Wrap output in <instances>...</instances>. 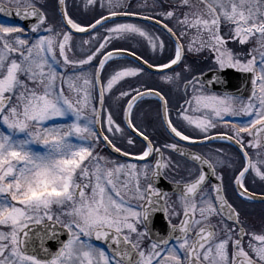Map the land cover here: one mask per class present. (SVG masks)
Segmentation results:
<instances>
[{"label": "snow or ice", "instance_id": "obj_1", "mask_svg": "<svg viewBox=\"0 0 264 264\" xmlns=\"http://www.w3.org/2000/svg\"><path fill=\"white\" fill-rule=\"evenodd\" d=\"M87 5L100 11L82 23L58 0L56 24L40 0H0L4 16L32 20L27 30L0 22V264H264V233L246 229L217 171L231 163L222 157L213 163L188 147L217 139L238 146L244 163L233 174L234 190L244 200L257 198L245 179L254 172L264 181V0ZM144 23L159 26L171 47ZM77 33L87 34L81 39L89 45L79 56ZM134 37L147 40L158 62L112 46ZM129 57L135 66L103 75L110 62ZM190 57L208 61L213 75ZM228 70L250 74L247 96L240 85L228 89ZM146 75L159 76L169 91L136 86L134 78ZM171 92L178 94L174 106ZM106 96L124 99V127ZM145 99L159 105L170 136L163 143L133 122ZM176 120L202 135L187 134ZM220 125L228 131L213 135ZM104 148L129 159L103 154ZM173 154L198 174L192 178L189 168L188 179H175L183 164ZM161 180L172 184L171 192L158 186ZM157 213L169 217L165 235L154 228ZM171 217L182 219L174 224Z\"/></svg>", "mask_w": 264, "mask_h": 264}, {"label": "flooded vegetation", "instance_id": "obj_2", "mask_svg": "<svg viewBox=\"0 0 264 264\" xmlns=\"http://www.w3.org/2000/svg\"><path fill=\"white\" fill-rule=\"evenodd\" d=\"M43 1V0H41ZM58 1V0H57ZM81 0H66V4H67V8H68V12L70 15V10L72 9L71 6H73L72 4H74V6H77V3L80 2ZM55 7V17L56 20L59 24L60 22V14H59V10H58V3H56V5H54ZM1 21V20H0ZM4 23H10L13 24L11 22L8 21H1ZM15 25V24H14ZM230 47H234L233 45H229ZM246 47V46H243ZM190 63L192 64H205L206 60H202L199 57H190L189 58ZM210 67H206L204 68V70L208 73L211 72L210 71ZM151 79L150 81H153L154 83H156L155 86H148V88H155V89H160L163 90L165 92L169 91V86L164 84L159 76H150ZM152 85V84H151ZM146 87V86H143ZM171 95L173 97L172 99V105H175V101L178 98V94H176L175 92H171ZM154 103L149 101L145 104V102L141 101L137 104L136 108H140L137 113L135 111H133V122L135 124H137L140 128L142 129H146L148 134L151 136V138L154 140V142L157 143H163L166 140L170 139L169 133L166 131V128L164 126V124L162 123V120L160 118L159 115V110H158V114L155 115H147V111L146 108L152 107V104ZM155 103H157L155 101ZM145 104V105H144ZM150 105V106H149ZM156 108H159L158 103L155 104ZM193 115H200L199 113H192ZM144 115H146L144 117ZM173 116L175 118V112L173 111ZM238 119H247V117H243V118H238ZM121 127H124V122L123 119L121 120ZM181 128L184 129V131L187 134H190L193 137H200L202 134L198 132V130L194 129V127H190L187 126L185 124V122H183L182 120H176L175 121ZM228 131V126H224V125H220L218 126L216 129L212 130V134L215 135L216 133H224ZM126 132L130 133L129 130L126 129ZM131 134V133H130ZM132 135V134H131ZM133 138H135L134 135H132ZM117 142L119 144H121V146H126L123 140H117ZM137 143H139V141H137ZM184 145H187V142H181ZM189 150L190 151H194V152H198L199 154H201L202 156H204L205 158L211 160L213 163L216 162V159L218 157H222L226 162H230L232 167H228L227 163L225 165V167L223 168H217L218 172L223 173L224 175V180H225V188H226V192H227V196L229 198V201L231 203H233V205L235 207H237V209L241 212V216H242V220L245 222V227L249 232H256L258 233V230H251L252 227L249 225L247 219L249 216V211L251 209V206L253 204H257L254 201H249V200H244L242 198H240L237 194L236 191L234 190V183H233V174L237 172L238 169H240L241 165L244 163L242 156L238 150V146H235L234 144H230L227 143L225 141L222 140H215V141H206L204 144H200V145H188ZM220 149L222 150L221 152H217L216 150ZM133 151H139V148H134L132 149ZM249 154L253 156V159L255 160V152L252 149H248ZM103 154L106 155H111L113 158L116 159H120L114 155H112L107 148L103 149ZM167 155V152H166ZM173 159H177L180 160L183 164V168L180 172L179 176H176L175 179H188V173L186 171V169H194L193 172V176L192 178L195 177L196 174H198L199 169L196 168V165H194L191 161H185L184 158L182 157H178L175 156V154H173ZM123 160V159H121ZM143 163V162H141ZM251 171V170H250ZM213 182H215L214 178H213ZM245 184L246 186L249 188V191L254 193L255 196H264V181H260L258 177L255 176V173L252 172L251 175H247L246 174V179H245ZM159 187H161L162 189H164L165 191H172V184H170L167 180H161V183L158 185ZM210 191V189H209ZM171 201L176 202L175 203V207L177 208V210H180V206L178 203V197L176 196H171ZM133 204H135L136 202L133 201ZM169 217H166V220L168 221ZM172 219V223L176 224L179 222L180 219H182V217H171ZM213 220L215 221L216 218L214 217ZM260 234V233H258ZM247 239H249V237H245V240L247 241ZM245 248L247 249V244H245Z\"/></svg>", "mask_w": 264, "mask_h": 264}, {"label": "rangeland", "instance_id": "obj_3", "mask_svg": "<svg viewBox=\"0 0 264 264\" xmlns=\"http://www.w3.org/2000/svg\"><path fill=\"white\" fill-rule=\"evenodd\" d=\"M134 1V2H133ZM40 2L44 5V10L47 12L50 20H52L54 23L58 24L56 17H55V7H54V3L55 0H43ZM131 2H133V4H138L140 2H142V0H131ZM152 0H148V3L151 4ZM169 3L175 4L177 2V0H168ZM71 10H70V16H72L74 19L80 21L83 23V21L85 23L91 21L93 19L94 16L97 15V13L100 11L99 9H93L92 6L87 5V0H81L80 2L77 3V6L75 7L74 5L71 6ZM137 11H143V12H152L154 11L153 9L150 8H137ZM177 14L179 15V12H177ZM83 15H85V17H83ZM171 24V22H169ZM143 27L146 28V30L151 33L154 36H162V33L149 25L143 24ZM84 39H87L88 37H83ZM162 38L165 39L166 44L168 45V47H171V42L167 39V37H163ZM93 43H95V41H93ZM73 45H74V50L77 52V55H82V53L79 52V48L80 47H89V45H83L82 43V39L81 37H74L73 38ZM113 47H118V48H125V49H130L135 51L138 55L143 56L146 59H149L150 61H156L157 57L152 53L151 48L147 42L146 39L142 38V37H134L131 39H127V40H119V41H115L112 45ZM243 47V46H241ZM112 67H107L106 71L103 75H110L111 72L113 71L114 68L118 67V66H123V65H129V66H135V64L129 60L126 59H122V60H118L113 62ZM195 65V64H194ZM197 68H206L211 66L209 62H206L205 64H198L195 65ZM152 75H146L143 77H138L137 79L134 80L136 86H140L142 88H144L143 86H155L156 83H154L153 81H150ZM152 84V85H151ZM123 88L124 90H127L131 85L129 81H124L122 82ZM121 87L120 85L117 86V88ZM113 93H117V89L114 88L113 89ZM118 94V93H117ZM126 99V98H125ZM153 102L152 107L146 108L147 111V115H157L158 114V110L159 108H156L155 104V100L154 99H145L143 100V102H145V104L147 102ZM144 104V105H145ZM106 105H110V110L113 111L114 114V119H116V121L118 123L121 124V120H122V109L124 107V99L121 100H116L115 97L113 96L112 98H109L106 96ZM150 106V105H149ZM135 108L133 111L135 113H137V111L140 109ZM146 115H144L145 117ZM249 225L252 227L251 230L255 231L258 230V233H264V203L261 204H253L251 206V209L249 211V216L247 219Z\"/></svg>", "mask_w": 264, "mask_h": 264}, {"label": "water", "instance_id": "obj_4", "mask_svg": "<svg viewBox=\"0 0 264 264\" xmlns=\"http://www.w3.org/2000/svg\"><path fill=\"white\" fill-rule=\"evenodd\" d=\"M0 18L6 19V20H11L17 24H20L22 26H24L25 28H28V26L32 23V20H23L20 19L19 17H15L13 16H4L2 13H0ZM149 24V23H148ZM158 28H160L159 26H156ZM77 36H85L87 34H81V33H77L75 34ZM128 59L134 61V58L129 57ZM155 71V69L153 70ZM166 71H171V70H166ZM209 76L213 75L212 72L208 73ZM250 74H244V73H238L235 72V70H228V79L230 81V84L228 85V89L234 91L235 88L234 86L236 85H240L241 86V90L243 92V94L245 96H247L250 92L251 89V84L250 82L246 79L247 76H249ZM214 90L219 91V86H214ZM134 134V133H133ZM135 135V134H134ZM109 150V149H108ZM110 151V150H109ZM118 157L119 154H115L112 153ZM122 159H129V158H125V157H120ZM257 198L255 199V201L260 202V197L256 196ZM166 221H165V216L163 215V213H157L156 217H155V221H154V228L159 231L161 233V235H165V228H166ZM61 240H66L67 236L66 235H62L60 237ZM48 247L51 248L53 251L57 250V248L59 247L58 243L56 241H49L48 242Z\"/></svg>", "mask_w": 264, "mask_h": 264}, {"label": "trees", "instance_id": "obj_5", "mask_svg": "<svg viewBox=\"0 0 264 264\" xmlns=\"http://www.w3.org/2000/svg\"><path fill=\"white\" fill-rule=\"evenodd\" d=\"M86 22V21H85ZM84 21H83V23H85Z\"/></svg>", "mask_w": 264, "mask_h": 264}]
</instances>
